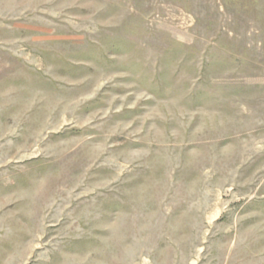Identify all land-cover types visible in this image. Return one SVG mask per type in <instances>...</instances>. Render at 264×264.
I'll return each mask as SVG.
<instances>
[{
	"label": "rangeland",
	"instance_id": "374dc122",
	"mask_svg": "<svg viewBox=\"0 0 264 264\" xmlns=\"http://www.w3.org/2000/svg\"><path fill=\"white\" fill-rule=\"evenodd\" d=\"M0 264H264V0H0Z\"/></svg>",
	"mask_w": 264,
	"mask_h": 264
}]
</instances>
